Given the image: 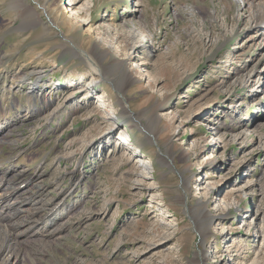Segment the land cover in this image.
<instances>
[{
  "label": "rangeland",
  "instance_id": "374dc122",
  "mask_svg": "<svg viewBox=\"0 0 264 264\" xmlns=\"http://www.w3.org/2000/svg\"><path fill=\"white\" fill-rule=\"evenodd\" d=\"M69 2L0 0V264H264V0Z\"/></svg>",
  "mask_w": 264,
  "mask_h": 264
},
{
  "label": "bare ground",
  "instance_id": "6f19581e",
  "mask_svg": "<svg viewBox=\"0 0 264 264\" xmlns=\"http://www.w3.org/2000/svg\"><path fill=\"white\" fill-rule=\"evenodd\" d=\"M240 1V3L241 2H245L246 0H239ZM79 2H80V0H71V2H69V4L68 5H70V6H78L79 5ZM259 9L260 10H256V12H254V14H253V18L252 19H254V23H255V26L254 27H257L258 29H260L261 31L262 30H264V8L262 9V8H260L259 7ZM255 29V28H254ZM254 29H253V31H254ZM135 30V29H134ZM145 39V38H144ZM142 42H143V40H142ZM102 57H101V55L100 54H98V53H95V52H90V53H87V62L89 63V65H90V68H92V71H93V75L94 76H96V77H94V80L91 82V84L92 83H94V82H98V81H100V79H106L105 77L108 75V73H107V71L105 70V67L103 66V64H102ZM264 74V72H261V75H263ZM262 87V86H261ZM29 100H31L32 101V97L31 98H29ZM123 115H126V116H132V113L130 112V110L128 109V108H124V110H123V113H122ZM128 116V117H129ZM5 116L4 115H0V125H3V123L6 121L5 120V118H4ZM105 119H109V120H111L112 121V118L111 117H109V118H106V117H108V116H103ZM132 118V117H131ZM141 126L142 127H144L143 126V124H141ZM0 128H1V126H0ZM1 131V130H0ZM150 135H151V137H153V136H155L154 134H152V132L150 133ZM121 138H127V135H126V133L125 132H123L122 130H121V136H120ZM149 140H152V138H149ZM135 153V152H134ZM137 157H138V163H140V164H142V168H144V171H147L150 167L152 168V162H150L149 161V163H148V161H145V158H144V155L143 154H141V153H139V155L137 154ZM166 161V160H165ZM148 172V171H147ZM149 173V172H148ZM147 173V174H148ZM6 177V176H5ZM28 183V182H27ZM14 184V183H13ZM2 186V184H0V187ZM21 189V187L20 188H18V189H16L14 192H12V193H10L9 195H7L5 198H0V200L2 201V200H5L6 202H8V200L9 199H11L13 196H15V194L16 193H18L19 192V190ZM1 195V194H0ZM4 196V195H3ZM1 201H0V213H1V209H2V213L3 212H5V208L1 205ZM37 205V204H36ZM39 208V207H38ZM53 209V208H52ZM9 211L11 212V211H16L17 212V216H19L20 215V210L17 208V209H9ZM22 211V210H21ZM36 211V210H35ZM25 214H27L26 215V218H25V224H26V222H28V220H29V222L30 221H33V219H34V217L35 216H37V214L38 213H34L33 214V217L31 216V213H29V211L28 212H25ZM10 215V214H9ZM14 215H16V214H14ZM16 216V217H17ZM1 217V219L2 220H7V219H9V217H7V216H0ZM13 217V216H12ZM41 218V217H40ZM12 219V218H11ZM22 219V218H21ZM54 219V218H53ZM1 220V221H2ZM14 220V219H13ZM27 220V221H26ZM19 222H20V219H19ZM38 222H40V221H35V222H33V223H38ZM53 222V221H52ZM52 222L50 221L49 222V224H47V228L49 227V225H51L52 224ZM12 223V222H11ZM8 224V223H7ZM10 224V223H9ZM22 224H24V220L22 219L21 220V222L17 225V226H15L14 228H12V231L13 232H9L10 234L11 233H14V232H19V231H21V228L22 229H26V228H28V227H32V226H22L21 227V225ZM41 224H42V222L39 224V226H41ZM21 227V228H20ZM10 230V229H9ZM8 232V231H7Z\"/></svg>",
  "mask_w": 264,
  "mask_h": 264
}]
</instances>
